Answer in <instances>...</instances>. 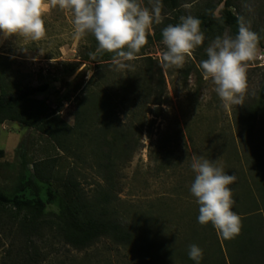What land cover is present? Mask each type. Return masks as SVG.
<instances>
[{
  "label": "rangeland",
  "instance_id": "1",
  "mask_svg": "<svg viewBox=\"0 0 264 264\" xmlns=\"http://www.w3.org/2000/svg\"><path fill=\"white\" fill-rule=\"evenodd\" d=\"M219 1L195 0L190 3L191 8L184 9L185 16L195 17L209 3L217 4ZM234 2V12L245 18L250 30L263 36L264 0ZM143 3L149 6L148 0H143ZM162 15L165 18L159 26L166 19L176 18L164 8ZM44 22L46 36L38 42L15 36L3 38L0 35V58H10L23 86L50 84L51 88L38 95L37 99L45 100L62 119L73 126L76 96L84 85L77 91L76 88L83 79L88 80L95 69L92 64H84L72 74L68 66L81 62L80 54L92 47V34L75 38L71 15L58 7L45 15ZM156 26L153 25L150 34H154ZM224 36L231 35L226 32ZM165 50V45L155 42L148 45L147 52L161 63V53ZM258 52L264 53V47L258 48ZM197 54L198 48L191 57L186 58L183 68L163 67L167 102L157 109L159 117L150 114L148 120L152 122L141 138L143 146L120 170L122 192L119 194V205L134 208L137 212L139 207L152 210L154 216L165 215L169 226L182 234L178 239L163 238L170 251L180 247L189 251V246L195 244L202 249L204 257L215 264V259L221 257L220 244L224 246V242L215 229L205 235L207 225L198 223L199 205L190 192L195 177L191 168L192 157L195 155L215 161L225 173L236 175V181L229 187L235 200L232 210L239 215L241 225L260 227L261 222L264 223V110L259 108L264 67L254 60L249 63L248 91L244 104L225 109L214 90L215 85L210 79H203L200 62L207 58L202 54L197 57ZM116 71L122 77L128 69ZM155 108L152 106L153 110ZM251 113L256 117L252 132L247 128ZM120 117L123 123L128 122L123 114ZM0 149L6 152L5 158L0 159V185L12 183L27 166L32 169L35 163L50 158H57L62 173L76 170L75 174L88 194L93 193L100 181L94 169L85 163L76 162L32 126L17 122L0 124ZM50 209L56 210L57 207L51 206ZM12 242V236L6 237L0 231V264H18L14 259L16 247ZM231 248L236 249L235 246ZM223 249L224 261L231 264L227 248ZM51 251L49 259L41 264H153L156 260L154 254H134L110 239H103L81 252L63 244H56ZM163 261L160 264H181L176 259Z\"/></svg>",
  "mask_w": 264,
  "mask_h": 264
},
{
  "label": "trees",
  "instance_id": "2",
  "mask_svg": "<svg viewBox=\"0 0 264 264\" xmlns=\"http://www.w3.org/2000/svg\"><path fill=\"white\" fill-rule=\"evenodd\" d=\"M194 1L162 0L163 8L176 18L166 19L155 27L154 34H148V43L138 54L139 59L128 62L132 67L122 77L111 62L113 54L98 53V42L92 35V47L80 54L81 62L68 66L72 74L84 64H92L95 69L93 75L88 80L83 79L76 88L77 91L84 85L76 96L73 126L45 100L37 99L51 88L50 84L23 86L10 58H0V124L17 122L35 127L56 148L76 162L89 165L100 178L93 193L88 194L76 170L62 173L57 158H50L35 163L32 169L27 166L12 183L0 185V231L6 237H13L14 259L18 264H41L49 259L56 244L81 252L103 239H110L134 254H154L153 264H160L164 259L196 264L190 259L189 251L181 247L170 251L164 244L163 238L178 239L182 235L169 226L165 215L154 216L152 210L139 207L137 212L119 205L120 170L143 146L141 138L152 122L148 120L150 114L159 117L157 109L167 102L165 73L159 60L148 55V45L162 43V29L179 23L180 16H185L182 5ZM234 1L209 3L195 16L200 19L201 31L205 34L204 43L197 47V57L202 54L207 58L205 49L217 36L223 37L226 32L233 38L237 35V21L242 15L234 12ZM260 47H264V35L259 36ZM152 106H156L155 110ZM259 108L264 110V83ZM121 114L128 122L123 123ZM254 115L251 113L247 120L251 132L256 122ZM5 156V150L0 149V159ZM55 205L56 210L50 209ZM261 223L260 227L241 225L239 235L223 239L226 247L220 244L221 257L215 259V264H227L222 256L223 248H227L231 264H264V223ZM207 227L205 235L214 229L211 222ZM204 256L203 252L199 264H211Z\"/></svg>",
  "mask_w": 264,
  "mask_h": 264
},
{
  "label": "clouds",
  "instance_id": "3",
  "mask_svg": "<svg viewBox=\"0 0 264 264\" xmlns=\"http://www.w3.org/2000/svg\"><path fill=\"white\" fill-rule=\"evenodd\" d=\"M0 0V35L38 42L46 36L44 17L51 9L59 8L72 17L75 38L91 33L98 42V53H112L111 62L118 69L132 67L129 61L148 43L153 25L164 20L162 0ZM189 9L191 4L185 3ZM179 23L162 29L161 53L164 68H183L186 58L205 41L201 21L192 15L180 16ZM238 33L217 36L205 49L207 59L200 62L203 79L211 80L225 109L243 105L248 91L249 63L256 59L259 36L238 18ZM191 168L195 177L190 192L199 205L198 223L209 222L223 239H232L241 231V219L234 212L233 184L236 175H228L217 162L193 155ZM190 259L199 264L203 251L197 245L189 246Z\"/></svg>",
  "mask_w": 264,
  "mask_h": 264
},
{
  "label": "built area",
  "instance_id": "4",
  "mask_svg": "<svg viewBox=\"0 0 264 264\" xmlns=\"http://www.w3.org/2000/svg\"><path fill=\"white\" fill-rule=\"evenodd\" d=\"M254 61L257 62L260 67H264V53L258 52Z\"/></svg>",
  "mask_w": 264,
  "mask_h": 264
}]
</instances>
